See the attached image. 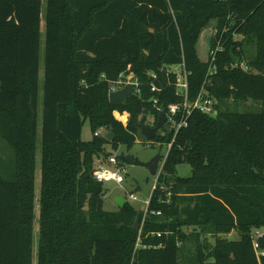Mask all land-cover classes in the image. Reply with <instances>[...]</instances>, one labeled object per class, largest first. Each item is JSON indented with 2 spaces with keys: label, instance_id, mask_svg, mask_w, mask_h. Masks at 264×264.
<instances>
[{
  "label": "trees",
  "instance_id": "trees-1",
  "mask_svg": "<svg viewBox=\"0 0 264 264\" xmlns=\"http://www.w3.org/2000/svg\"><path fill=\"white\" fill-rule=\"evenodd\" d=\"M42 13L43 0H0V139L15 156L11 175L0 173V264H264L252 236L264 228V112L224 107L264 102V0H46L43 50ZM213 22L210 53L219 40L223 51L203 62L197 46ZM182 64L189 102L205 90L218 115L194 110L176 138L168 131L146 142L172 144L159 183L176 179L153 193L146 216L128 201L105 211L96 160L110 158L107 144L131 149L145 117L157 125L158 107L183 103L160 73ZM122 73L136 78L139 94L112 104ZM114 111L130 115L127 127ZM86 121L90 141L82 140ZM99 129L115 140L96 136ZM184 164L191 176L180 178ZM234 231L239 240L222 239ZM190 239L196 250L187 260Z\"/></svg>",
  "mask_w": 264,
  "mask_h": 264
},
{
  "label": "rangeland",
  "instance_id": "rangeland-1",
  "mask_svg": "<svg viewBox=\"0 0 264 264\" xmlns=\"http://www.w3.org/2000/svg\"><path fill=\"white\" fill-rule=\"evenodd\" d=\"M45 10H46V0H43V13H42V50L44 49V38H45ZM217 35L216 23H211L208 28H206L201 36L199 44L197 46V53L199 58L206 62L209 57V53L211 50V40L215 39ZM247 53L250 58H254L257 55L256 46L253 44H249L247 47ZM129 74L127 76H130ZM41 77L43 79V74L41 73ZM41 79V83H42ZM42 89V84H41ZM229 107L230 110L240 112V113H260L264 112V102L259 101H249L245 103L241 102H233L229 100L226 102L224 107ZM148 117H154V115L149 114ZM99 133L105 136L109 134L106 129H99ZM163 131H160L158 134H162ZM41 128L39 127V133L37 134V141L40 144L41 140ZM93 138V134L89 125V122L86 121L83 126L82 131V140L90 141ZM1 140V139H0ZM146 139L143 136H138V141L135 145L129 149V147L125 144H120L117 149H114L111 145H106V153L109 156L116 157L119 166L122 168V173L125 178V182L122 185H118L115 182L106 183L105 188V197H104V209L108 212H116L119 210V207L116 203V198L123 197L126 200L130 194H135L138 196L139 201L130 202L133 206L138 209L145 208L143 203L144 200L149 199L152 193V187L157 183L158 177L152 176L150 170L148 168V163L158 154H161L162 157H166L168 153V145L163 143H151L147 144ZM41 146H38V155L36 157V180H35V192L38 196L41 188V154H40ZM127 156H133L136 159V164H131L126 160ZM15 156L13 150L1 140L0 143V173L4 176L8 177L11 175L14 168ZM96 166H100L102 168L110 167L109 159H101L96 160ZM95 166V167H96ZM177 176L180 178L190 177L191 176V167L188 164L180 165L177 168ZM128 201V200H127ZM37 216L39 214V209L36 212ZM38 233H39V222L38 220L35 222V252L38 246ZM264 234V228H258L253 230L252 236L256 238L258 235ZM239 235L236 231L229 235H223L222 239L226 241H237L239 240ZM191 240V239H190ZM193 241V240H191ZM208 241L214 246L216 244L215 239L213 237H208ZM186 251L184 253L183 259L187 260L191 256L192 253L196 250V244L188 242L186 246ZM36 259V257H35Z\"/></svg>",
  "mask_w": 264,
  "mask_h": 264
},
{
  "label": "built area",
  "instance_id": "built-area-1",
  "mask_svg": "<svg viewBox=\"0 0 264 264\" xmlns=\"http://www.w3.org/2000/svg\"><path fill=\"white\" fill-rule=\"evenodd\" d=\"M222 38V37H221ZM223 51V46L221 43V40L217 41V48L213 51H211V57L212 61L214 62L216 55L218 52ZM241 67L245 70H249V66L246 63H243ZM166 72V77H167V83L168 85H172L176 89V94L183 99V103L181 104H172L169 106L168 110H166L167 117H168V123L167 126H169L170 129H173L174 137L176 138L178 133L183 129L187 128L189 125L188 119L191 116L192 112L194 110H198L204 114H208L211 117H216L218 115V111L216 109L217 102L213 99L208 97L205 94V90L200 93L198 96L197 100L195 102H189V72H187L185 65H178V66H171L169 67L166 71L164 69L160 70V73ZM150 77L152 78L153 82L151 84V90L154 93H161L163 91V88L159 87L155 81L159 79L158 74L156 73H149ZM172 75L173 81L171 82L170 78ZM134 79V94L137 95L139 94V83L137 82L136 78L133 77V75L127 76L124 73H122L118 79V81H115L111 85V92L121 90L125 88L128 84L131 83V80ZM110 92V93H111ZM154 105H158V100H154ZM160 110V107H158ZM114 118L121 122L124 127L128 126L130 115L128 113H121L119 111H114L113 112ZM180 117V120L177 121V118ZM146 118V117H145ZM148 126L154 128L156 126V118L155 117H148L146 118L145 122ZM163 134H165L166 131L162 130ZM102 134L97 132L96 136H101ZM158 135V134H157ZM148 142V141H147ZM172 147V144L168 146V153ZM168 153L166 157L162 159L160 162L159 170L157 173L158 180L157 183L152 187V193L149 199H146L143 201L145 208L143 210L145 211V216L148 212V208L153 196V193L159 189L162 192H167L168 187L164 183H159L160 176L163 173V168L164 164L166 161V158L168 156ZM109 164L112 168L107 167V168H102L100 166H96L94 170V178L103 184L106 183H111L115 182L118 185H122L125 182L124 175L122 173V168L119 166V162L116 157L111 156L109 158ZM128 202H136L139 201V198L135 194H130L128 196ZM126 200V201H127ZM157 216L161 215V212L156 213ZM145 222V217L142 222V227ZM142 227L141 230L142 231ZM160 236V234H159ZM261 236L260 234L254 238V249L256 251L257 257L260 260L262 257H264V248H261V246L258 243V238ZM181 243H178V246H180Z\"/></svg>",
  "mask_w": 264,
  "mask_h": 264
},
{
  "label": "water",
  "instance_id": "water-1",
  "mask_svg": "<svg viewBox=\"0 0 264 264\" xmlns=\"http://www.w3.org/2000/svg\"><path fill=\"white\" fill-rule=\"evenodd\" d=\"M134 82H135V80L132 79L131 83L128 84L127 86H125V88L118 90V91L111 92L109 95L110 103L115 104V103L127 102L128 99L131 96H133V94H134ZM145 122H146V118L143 119L139 128L141 130V135L148 142H152L155 139V137L157 136V134L162 130H164L166 132H168L170 130L173 131V129H170L169 126H167L168 117H167V113H166V107L164 105H162L160 107L158 123L154 128L148 126ZM105 139L108 142H113L115 140V135L112 133H109L105 136ZM162 159H163L162 155L158 154L148 163V168H149L152 176H155V177L157 176L159 166H160V162L162 161ZM126 160L133 165L136 164V159L133 156H127ZM175 182H176V179L174 176L169 175V174L164 176V182L163 183L165 185H172V184H175ZM126 202H127L126 199L123 197L116 198V203L120 209L125 207ZM258 243L261 246V248H264V234L259 236Z\"/></svg>",
  "mask_w": 264,
  "mask_h": 264
}]
</instances>
